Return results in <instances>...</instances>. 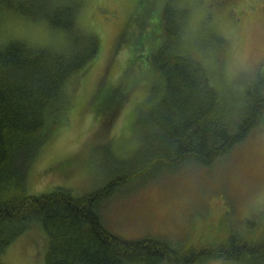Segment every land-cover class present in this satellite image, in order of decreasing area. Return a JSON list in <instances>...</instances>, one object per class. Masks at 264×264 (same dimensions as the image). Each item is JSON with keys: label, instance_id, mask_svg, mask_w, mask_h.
Wrapping results in <instances>:
<instances>
[{"label": "trees", "instance_id": "1", "mask_svg": "<svg viewBox=\"0 0 264 264\" xmlns=\"http://www.w3.org/2000/svg\"><path fill=\"white\" fill-rule=\"evenodd\" d=\"M143 2L123 21L106 65L107 70L123 46L131 52L117 82L92 95L96 115L107 120V127L126 99L128 76L136 67L152 76L146 102L134 114L139 139L133 160L113 163L109 182L97 190L77 195L57 186L35 195L27 190L29 166L63 121L71 103L68 83L97 57L102 37L79 27L80 0H0V13L63 29L72 47L71 52L56 51L21 38L0 43V264L6 247L34 225L47 237L44 264H202L209 259L264 264V219H246L243 230L219 242L174 246L162 238L126 239L101 218L100 198L120 184L145 175L149 181L190 164L211 165L264 126V68L244 81L220 77L213 83L215 70L180 52L184 7L169 3L155 12L152 3L143 8ZM100 9L101 17L115 25L116 9ZM158 35L160 43L151 46ZM144 55L149 59L144 61Z\"/></svg>", "mask_w": 264, "mask_h": 264}, {"label": "rangeland", "instance_id": "2", "mask_svg": "<svg viewBox=\"0 0 264 264\" xmlns=\"http://www.w3.org/2000/svg\"><path fill=\"white\" fill-rule=\"evenodd\" d=\"M138 1L80 0L77 23L84 31L99 34L101 47L83 74L68 83L71 103L29 166V193L44 194L57 186L77 195L91 192L106 186L113 163L133 160L139 139L133 128L134 114L146 102L152 76L139 67L128 76L131 86L126 99L107 127H103L107 120L102 122L96 115L92 95L98 87L104 91L117 82L126 55H131L123 46L106 70L122 23ZM169 3L185 9L180 22L181 54L215 70L213 83H219L220 77L244 81L264 68V0H144L142 7L151 4L158 12ZM101 5L116 9L115 25L101 17ZM46 23L1 12L0 43L21 38L30 40L27 43L32 46L70 51L65 30ZM159 36L151 46L160 43ZM149 47L142 51L146 53ZM148 176H138L117 188L115 184L106 199L100 198L99 213L107 229L126 239L162 238L174 246L200 240L219 242L229 233L243 230L246 219H264V126L255 128L211 165L190 164L145 181ZM46 242L43 229L34 225L6 247L1 263L44 264ZM202 264L240 263L209 259Z\"/></svg>", "mask_w": 264, "mask_h": 264}, {"label": "bare ground", "instance_id": "3", "mask_svg": "<svg viewBox=\"0 0 264 264\" xmlns=\"http://www.w3.org/2000/svg\"><path fill=\"white\" fill-rule=\"evenodd\" d=\"M57 28V27H56Z\"/></svg>", "mask_w": 264, "mask_h": 264}]
</instances>
